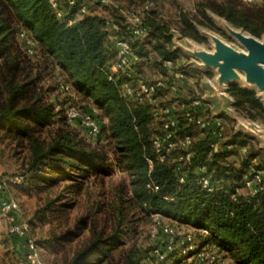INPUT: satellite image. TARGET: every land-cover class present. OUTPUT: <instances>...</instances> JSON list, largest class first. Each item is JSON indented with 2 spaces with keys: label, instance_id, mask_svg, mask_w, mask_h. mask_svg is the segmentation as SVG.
Returning <instances> with one entry per match:
<instances>
[{
  "label": "trees",
  "instance_id": "trees-1",
  "mask_svg": "<svg viewBox=\"0 0 264 264\" xmlns=\"http://www.w3.org/2000/svg\"><path fill=\"white\" fill-rule=\"evenodd\" d=\"M157 1L140 0L142 4ZM89 4V13L78 17L77 9L70 8L67 15L59 19L48 0H0V130L32 137L33 133L48 128L56 117L55 107L39 94L42 74L34 73L31 59L15 41V34L24 27L28 35L22 30L19 33L24 36L20 35L22 40L31 37L35 46L41 47L47 62L52 61L68 76L69 86L76 96L80 95L91 106L92 110L87 113L93 114L98 122L105 121L99 122L102 136L98 140L114 148L116 163L128 169L129 201L138 204L152 220L158 215L193 229L202 244H214L236 264H264V190L251 194L245 186L252 172L264 171V151L253 138L235 134L232 119H228L229 128L225 127L224 131L223 146L232 147L228 150H211L209 138L199 140L202 131L193 127L195 156L185 167L188 175L181 183L176 165L183 151L177 148L165 161H160L151 139L156 131L151 106L128 102L121 95L124 78L113 82L106 74L116 57L108 39L107 22L118 28L112 31L115 34L129 35L126 22L112 19L122 7L114 8L109 2L101 4L92 0ZM201 6L199 18L192 19L190 14L183 12L178 15L175 22L183 37L203 42L205 38L196 24L216 29L208 11L255 38L264 36V0L250 3L208 0ZM101 10H108L112 20L102 15ZM147 10L143 20L151 30L150 38L145 43L131 41V48L142 59L138 64L141 73L150 66L167 76L163 62L175 63L181 53L172 48L170 24L165 23L156 10ZM191 91L192 88L189 97ZM229 94L237 112L264 124V104L255 92L233 85ZM181 100H188V96ZM95 110L101 113L97 116ZM65 118L66 107L61 120ZM32 122L34 126L30 125ZM183 134L179 133L180 138ZM242 148L246 152H242ZM33 153L29 169L32 182L55 183L57 178L48 176L63 178L68 176V168L81 174V177L73 175L72 180L107 175L110 171L107 167L109 153L100 146L90 147L82 139H75L69 130L61 129L51 143L34 140ZM201 167L206 169L212 185L217 188L214 192L201 187L197 173ZM118 244L116 236L103 239L99 235L65 264H138L135 255H127L124 250L119 259H115Z\"/></svg>",
  "mask_w": 264,
  "mask_h": 264
},
{
  "label": "rangeland",
  "instance_id": "rangeland-1",
  "mask_svg": "<svg viewBox=\"0 0 264 264\" xmlns=\"http://www.w3.org/2000/svg\"><path fill=\"white\" fill-rule=\"evenodd\" d=\"M206 1L208 0H158L142 4L140 0H109L112 7H122L118 9L115 18L110 16L108 10L102 9L99 12L109 20L117 19L125 23L132 11L144 19L147 9L156 10L165 23L170 24L173 50L176 49L174 39L180 35L178 43L190 50L195 45L199 49L213 51L214 43L211 36L214 35L237 51L246 52L230 30L245 31L210 11L208 14L216 29L196 24L200 35L205 38L203 42L181 35L175 22L178 21L180 12L190 14L192 19L199 18L201 5ZM243 1L250 3L254 0ZM20 29L15 34V41L22 48L23 54L31 59L34 73L37 71L42 74L38 84L39 94L46 103L55 107L56 117L48 128L40 133H33L32 137H22L16 132L0 130V264H29V242H33L37 248L39 264H65L86 249L99 235L103 239L112 236L119 239V251L114 255L117 260L120 252L124 250L127 255H135L134 259L138 264H236L230 255L221 252L214 244H202L193 229L162 217L158 219L153 217L152 220L138 204L129 201L131 195L128 194L130 189L128 169L119 167L115 160V149L109 147L106 141L88 140L80 119L61 120L65 117V107L71 99L61 90L64 83L71 86L68 76L52 61L47 62L41 47L38 44L35 46L31 37L23 41L19 33L22 30L26 33V29L24 27ZM258 39L263 40V37ZM145 42L132 39V43ZM177 51L181 53V58L175 65H180L181 69H188L189 64L194 63V58L184 50ZM155 70L150 66L145 67L143 71L146 77L143 80L155 81L164 77V73L159 69L158 72ZM153 73H158L157 77H154ZM186 73L193 76L190 70ZM75 98L77 99H74V103L83 113L92 110L80 95ZM100 113L95 110L97 116ZM238 119L242 121L249 118L240 114ZM99 122L105 123L102 120ZM30 125L34 126L35 123L32 122ZM262 127L264 128V124ZM226 128H229L228 121ZM61 129L69 130L75 139H82L90 147L100 146L107 151L110 158L107 165L109 174L72 180L73 175L81 177V174L73 168H68L66 174L68 176H62L63 178L48 176L57 178L55 183H42L37 180L32 182L29 169L34 160L33 141L51 143L56 140ZM253 139L259 149L264 151L260 142L254 137ZM11 201L17 204V208L9 211L6 205ZM14 224L27 225V236L24 238L12 236L10 230Z\"/></svg>",
  "mask_w": 264,
  "mask_h": 264
},
{
  "label": "built area",
  "instance_id": "built-area-1",
  "mask_svg": "<svg viewBox=\"0 0 264 264\" xmlns=\"http://www.w3.org/2000/svg\"><path fill=\"white\" fill-rule=\"evenodd\" d=\"M48 1L59 19H63L70 8L77 9L78 17L90 11L89 0ZM96 1L101 4L109 2V0ZM129 15L130 17H127L128 21L126 22L128 36H120L112 32L113 30L118 31V28L111 25L110 21L107 22V26L110 29L108 39L112 48L116 51V57L107 69L106 74L109 80L113 82L124 78L125 81L121 86V95L128 102L146 103L151 106V114L156 123V131L151 138L153 146L159 155L160 161H165L170 153L177 148L183 151L176 165V173L180 182L184 183L188 175V170L185 167L191 163L195 156L191 129L193 127L198 128L202 133L213 131L212 134L216 138L214 140L210 139L209 146L211 150L217 152L221 149L224 121L221 117L213 114L211 104L206 102L203 96L195 89L193 90L194 94L192 93L188 100H181L186 93H189V88L194 81L192 76L187 75V70L181 69L180 65H175L172 61H164L163 66L167 69L168 75L155 81H145L138 75L136 69L141 58L132 50L131 41L133 39L134 41L145 42L150 37L151 30L139 14L132 11ZM72 23L71 21L70 24ZM21 36L24 37L23 35ZM29 45L32 46L33 44ZM30 52L32 51L30 50ZM61 90L71 97V103L66 107L67 119L69 121L80 119L88 140L97 141L102 136L101 126L97 119L93 114L83 113L75 105L76 94L68 84H63ZM181 132L184 133L182 138L179 135ZM149 164L152 166V161L149 160ZM197 173L200 177L199 183L204 190L214 192L217 189L212 185L204 167L199 168ZM245 186L251 194L263 191L264 171L252 172L246 178ZM16 208L17 204L14 201L6 205V209L9 211ZM159 217L154 215L155 219ZM10 233L16 238H24L27 236L28 226L14 224ZM28 246L29 264H39V253L35 244L29 242Z\"/></svg>",
  "mask_w": 264,
  "mask_h": 264
},
{
  "label": "water",
  "instance_id": "water-1",
  "mask_svg": "<svg viewBox=\"0 0 264 264\" xmlns=\"http://www.w3.org/2000/svg\"><path fill=\"white\" fill-rule=\"evenodd\" d=\"M230 32L246 52L237 51L214 35L211 36L214 43L212 52L199 49L195 45L191 50L188 49L178 43L180 35L174 39V43L179 49L198 60L199 63L196 65L201 70L214 69L217 72L214 84L207 86L210 94L204 98L206 102L210 103L209 100L214 98L225 99L226 86L238 84L244 90L256 88L264 100V36L263 40H259L243 31L230 30ZM240 131L256 138L261 144V149L264 150V131L260 127L242 126Z\"/></svg>",
  "mask_w": 264,
  "mask_h": 264
},
{
  "label": "crops",
  "instance_id": "crops-1",
  "mask_svg": "<svg viewBox=\"0 0 264 264\" xmlns=\"http://www.w3.org/2000/svg\"><path fill=\"white\" fill-rule=\"evenodd\" d=\"M175 48H176L175 50H181V51H183L182 49H179L177 47V45L175 46ZM209 52H212V51H209ZM140 62H142V59H141ZM196 63H199V61L196 60V59H194V63L189 64L188 69H186L188 71L190 70V72L193 74L192 77H193L194 83L191 86V88H193L192 90H194V89L197 90L203 96V98H206L210 94L209 88L207 86L209 84H214V81L217 78V72L214 69H208L206 71H203V70H201L196 65ZM139 66L137 67L136 70H137L138 75L141 76L142 79H143L144 76H145V74H143V73H141L139 71V70H141L139 68ZM153 74H154L153 75L154 77H157L156 75H158V73H153ZM199 77H200V79H199ZM232 86L233 85H227L226 86V88H225L226 89L225 90V95H226L225 96V99L220 100V99L214 98V99H210L209 100V102H210V104L212 106L213 114L216 115V116L221 117L223 119V121H224V129H223V135H222V139H221V149H223V150H228V149H231L232 148L231 146H223V143L225 141L224 131H225V127H226V123H227L228 119H232L234 121L232 123V125H233V128L236 125L234 132L237 135L243 134V135L250 136L251 138H253L251 135L245 134V133H243V132L240 131V128L242 126H258V127H260L264 131V128L262 127V124H260V123L253 122L250 119H245V120H242V121L238 119V116L240 115V113L236 111V109L234 107V99L229 94V89ZM238 86L241 87L240 84H238ZM191 88H189V93H186L185 94V97L188 96V98H189V95H191V93H190V89ZM247 91H253V92H255L256 95H257V97L264 104V100L260 97V92L256 88H252V89L247 90ZM212 132H204V133H201V135L199 137V140H202L203 138L204 139H208L209 138V141H210V139L211 140H214L216 138V136L214 134H212ZM214 132H216V131L214 130ZM241 150H242V152H246V149L245 148H242Z\"/></svg>",
  "mask_w": 264,
  "mask_h": 264
}]
</instances>
